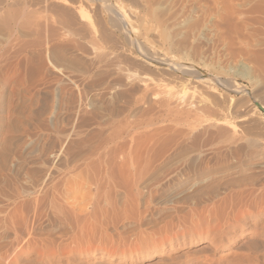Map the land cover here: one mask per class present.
I'll use <instances>...</instances> for the list:
<instances>
[{"label":"rangeland","instance_id":"1","mask_svg":"<svg viewBox=\"0 0 264 264\" xmlns=\"http://www.w3.org/2000/svg\"><path fill=\"white\" fill-rule=\"evenodd\" d=\"M0 264H264V0H0Z\"/></svg>","mask_w":264,"mask_h":264},{"label":"bare ground","instance_id":"2","mask_svg":"<svg viewBox=\"0 0 264 264\" xmlns=\"http://www.w3.org/2000/svg\"><path fill=\"white\" fill-rule=\"evenodd\" d=\"M120 11L122 12L121 8H120ZM79 14H80V16H81L82 19H85L89 23L91 22L90 21V18L83 13V10L82 9H79ZM127 24H129V23L127 22ZM128 27H129V25H128Z\"/></svg>","mask_w":264,"mask_h":264}]
</instances>
